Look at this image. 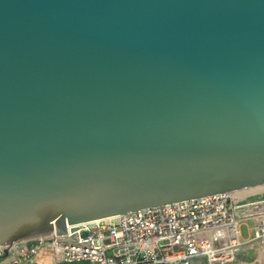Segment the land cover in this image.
<instances>
[{
	"label": "water",
	"instance_id": "water-1",
	"mask_svg": "<svg viewBox=\"0 0 264 264\" xmlns=\"http://www.w3.org/2000/svg\"><path fill=\"white\" fill-rule=\"evenodd\" d=\"M264 184V0H0V245Z\"/></svg>",
	"mask_w": 264,
	"mask_h": 264
},
{
	"label": "built area",
	"instance_id": "built-area-1",
	"mask_svg": "<svg viewBox=\"0 0 264 264\" xmlns=\"http://www.w3.org/2000/svg\"><path fill=\"white\" fill-rule=\"evenodd\" d=\"M257 219L254 239L264 243V193H215L68 224L9 246L16 262H30L43 247L56 261L81 264H238L242 225ZM5 247L0 245V258Z\"/></svg>",
	"mask_w": 264,
	"mask_h": 264
},
{
	"label": "crops",
	"instance_id": "crops-1",
	"mask_svg": "<svg viewBox=\"0 0 264 264\" xmlns=\"http://www.w3.org/2000/svg\"><path fill=\"white\" fill-rule=\"evenodd\" d=\"M257 219H250L242 225L243 236L253 238ZM16 254L11 252L0 258V264H81L77 261H56L53 251L49 247L41 248L30 262H16ZM201 264L205 260H200ZM238 264H264V243L259 239H252L244 246L239 255Z\"/></svg>",
	"mask_w": 264,
	"mask_h": 264
},
{
	"label": "bare ground",
	"instance_id": "bare-ground-1",
	"mask_svg": "<svg viewBox=\"0 0 264 264\" xmlns=\"http://www.w3.org/2000/svg\"><path fill=\"white\" fill-rule=\"evenodd\" d=\"M260 189H264V184L235 190V191H232L231 193L239 197H244V196L250 195V193L253 194V192L260 190Z\"/></svg>",
	"mask_w": 264,
	"mask_h": 264
},
{
	"label": "rangeland",
	"instance_id": "rangeland-1",
	"mask_svg": "<svg viewBox=\"0 0 264 264\" xmlns=\"http://www.w3.org/2000/svg\"><path fill=\"white\" fill-rule=\"evenodd\" d=\"M262 193H264V189L257 190L255 192H253V194L250 193V195L262 194ZM196 263L197 264H201V261L200 260H197ZM202 264H207V262L206 261H203Z\"/></svg>",
	"mask_w": 264,
	"mask_h": 264
}]
</instances>
